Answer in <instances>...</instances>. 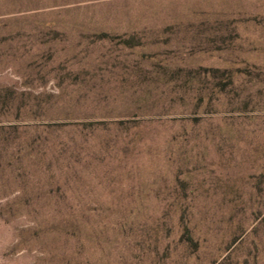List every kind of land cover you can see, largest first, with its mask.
I'll return each mask as SVG.
<instances>
[{
	"label": "rangeland",
	"instance_id": "obj_1",
	"mask_svg": "<svg viewBox=\"0 0 264 264\" xmlns=\"http://www.w3.org/2000/svg\"><path fill=\"white\" fill-rule=\"evenodd\" d=\"M0 264H264V0H0Z\"/></svg>",
	"mask_w": 264,
	"mask_h": 264
}]
</instances>
